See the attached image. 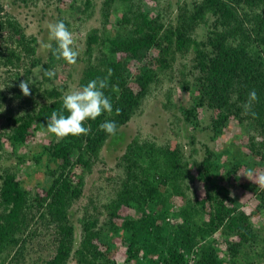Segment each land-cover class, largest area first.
Masks as SVG:
<instances>
[{
	"label": "trees",
	"instance_id": "1",
	"mask_svg": "<svg viewBox=\"0 0 264 264\" xmlns=\"http://www.w3.org/2000/svg\"><path fill=\"white\" fill-rule=\"evenodd\" d=\"M114 1H103L105 18ZM120 1L126 10L116 20L118 34L98 27L88 30L78 82L82 87L94 78L107 76V70L112 69L109 87L104 91L111 98L113 112L85 121L91 129L89 134L69 135L44 147L56 164L47 172L50 182L45 195L31 200L14 172L0 174V264L24 262L27 244L37 234V228H32L35 222L53 235V249L41 264H69L71 259L76 264H121L111 255L116 247L114 235H122L125 264H264V227H256L230 190L217 184L218 164L213 150L207 148L193 165L184 160L179 147H162L139 136L127 143L117 159L122 180L115 196L104 204V217L97 205L85 212L78 218L81 238L77 239L71 207L82 195L85 172L91 170L108 139L114 136L100 130L99 125L115 121L118 132L140 109L158 71L147 66L140 69L136 77L139 90L135 91L130 85L131 73L117 59L119 52L137 57L156 47L159 71L171 68L179 55L192 53L193 80L199 88L191 92L185 120L196 126L200 122L198 108L216 111L211 121L215 139L229 120L236 118L249 130L247 146L258 158L254 165L259 162L264 166V0H195L180 5L173 20L160 11L152 13L151 8L135 0ZM75 2L69 5L70 13L86 12L92 6V0H84V9ZM62 21L68 26L65 18ZM6 24L16 43L14 47L0 45V66L14 69L9 87L12 97L23 96V110L8 115L10 127L8 132H0V150L3 136L17 149L32 128L47 125L51 113L61 110L67 88L66 84L45 87L51 79L43 75L45 69L52 70L65 60H57L50 50L43 61L37 53V37L23 32L21 24L10 18L0 20V30ZM202 25L205 30L199 38L195 32ZM38 66L42 80L31 82V94L25 96L18 85L21 80H30L33 68ZM253 89L258 100L245 113L243 104ZM5 99L7 95L0 92V105ZM240 154L231 153L235 168L248 163ZM78 166L82 172L76 171ZM191 166H196L205 185V197H195L194 201L186 192ZM244 186L257 189L255 213L264 215V188L255 183ZM175 195L184 198L177 209L172 201ZM126 208L133 212H123ZM116 218L122 221L117 223ZM217 232L222 239L215 246L212 242Z\"/></svg>",
	"mask_w": 264,
	"mask_h": 264
},
{
	"label": "rangeland",
	"instance_id": "2",
	"mask_svg": "<svg viewBox=\"0 0 264 264\" xmlns=\"http://www.w3.org/2000/svg\"><path fill=\"white\" fill-rule=\"evenodd\" d=\"M103 1L92 0V6L86 12L70 13L72 9L69 5L72 0H28L27 3L22 0H0V20L14 19L21 24L23 32L29 36H36L38 39L37 53L43 61L47 60L50 50L44 49L41 43H51L53 46L55 42L49 40L48 25L64 18L69 22L68 28L73 33L74 47L79 51L78 58L80 60H77L75 64H68L66 61L58 62L52 69L56 75L45 83V87L66 84V92H68L79 87L78 82L83 67L81 58L86 46L85 40L88 30L98 27L102 31L108 30L107 32L118 34L115 23L122 17L126 6L120 0L114 1L109 9V17L105 18L102 10ZM193 1L195 0H135V3L142 6L146 5L151 8L152 13L160 11L166 14V19L171 18L173 20L180 5L190 4ZM83 2L84 0H76L73 4L84 9L86 6ZM9 28L6 24L4 29L0 30V45L3 48L14 47L16 43V37L10 38L11 30ZM204 30L203 25L198 27L195 35L199 38L203 37ZM99 50L100 47L95 49L96 54L99 53ZM158 55L159 50L156 47L137 57L124 52L117 54V59L131 73L130 85L135 91L139 90L136 77L140 69L142 70L144 66H147L158 71H156L149 92L143 98L138 112L121 126L113 137L108 139L91 170L85 172L82 195L71 207L77 239L80 240L81 238V225L78 218L85 212L92 211L97 205L98 209L102 210L100 216L104 217V204L115 196L122 180L120 171L116 167L117 159L123 154L127 143L136 136L154 141L162 147H179L184 160H189L193 165V162L203 158L207 148L213 150L218 164L216 170L217 184L230 190L232 196L239 201L240 208L251 215L252 222L256 227H264V215L255 213L257 189L244 186V184L255 182L242 174L250 169L256 173H264L263 165L259 162L254 165L255 158H258L251 154L247 146L248 128L232 117L219 135L213 139L211 121L217 112L203 108L197 109L199 125L195 126L193 123L187 122L184 112L191 106V92L197 91L199 88L193 80L194 73L191 69L193 55L192 53L187 56L179 55L171 68L162 71L157 68L156 58ZM24 68L25 66L22 67L21 71ZM11 70L14 69L0 66V92L7 95V99L0 105V132L5 130L8 132L9 130L8 115L17 114L23 110V96L12 97L13 90L9 85L13 84L11 82L13 78L10 76L14 71ZM41 80V66L33 68L30 82L38 83ZM187 84L189 88H187ZM1 139L3 149L0 150V174L5 171L14 172L29 191L31 200L36 195H45L44 189L50 182L47 172L56 164L50 159L44 147L59 138L49 133L45 125L40 129L32 128L25 143L17 149L10 144L6 137L3 136ZM239 151L241 152L240 156L244 157L248 163L235 168L234 163L236 161L231 159V153L236 154ZM37 157L38 161L36 160ZM76 171L82 172V168L78 166ZM186 184L189 186L186 190L187 196L193 201L195 197H205L204 181L200 179L196 166H191ZM172 199L175 209L184 203L182 195H175ZM123 212L131 213L133 211L126 208ZM115 221L120 223L122 219L116 218ZM32 228H37V234L27 244L25 259L22 264H41L42 259L53 249L52 231L44 229L42 224L36 222L33 223ZM221 239L220 232H217L212 243L218 246ZM112 241L116 246L111 254L112 258L121 264H125L126 254L122 245V235H114ZM100 247L105 248L101 244ZM69 264H76V262L71 259Z\"/></svg>",
	"mask_w": 264,
	"mask_h": 264
},
{
	"label": "clouds",
	"instance_id": "3",
	"mask_svg": "<svg viewBox=\"0 0 264 264\" xmlns=\"http://www.w3.org/2000/svg\"><path fill=\"white\" fill-rule=\"evenodd\" d=\"M49 40L55 41L56 47L51 43H41L46 50H51L57 60L63 59L68 64H75L79 56V51L74 47L73 33L62 21H56L48 25ZM107 76L94 78L86 85L72 89L62 95V107L59 111H53L47 118V131L54 134L57 138H65L69 135L79 136L87 135L91 131L90 127L85 126V121L95 120L102 113H112L113 104L111 98L105 94V89L109 87V78L112 75V69L107 70ZM43 75L49 79L56 73L54 70L45 69ZM30 80H21L19 88L23 95L31 94L29 85ZM114 91H119L118 87L113 86ZM258 100L255 89L248 93L247 101L243 104L245 113L250 112L254 102ZM120 113V109H115ZM67 113V114H65ZM255 116L256 113L251 112ZM99 129L109 135H115L117 126L115 121H105L99 125ZM248 179L253 180L260 188H264V173H256L254 170H247L242 173Z\"/></svg>",
	"mask_w": 264,
	"mask_h": 264
},
{
	"label": "built area",
	"instance_id": "4",
	"mask_svg": "<svg viewBox=\"0 0 264 264\" xmlns=\"http://www.w3.org/2000/svg\"><path fill=\"white\" fill-rule=\"evenodd\" d=\"M189 264H194V261H191Z\"/></svg>",
	"mask_w": 264,
	"mask_h": 264
}]
</instances>
